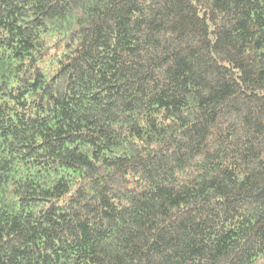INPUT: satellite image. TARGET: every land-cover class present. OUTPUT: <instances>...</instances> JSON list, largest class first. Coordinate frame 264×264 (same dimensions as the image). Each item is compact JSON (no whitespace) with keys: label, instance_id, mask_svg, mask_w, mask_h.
Instances as JSON below:
<instances>
[{"label":"trees","instance_id":"trees-1","mask_svg":"<svg viewBox=\"0 0 264 264\" xmlns=\"http://www.w3.org/2000/svg\"><path fill=\"white\" fill-rule=\"evenodd\" d=\"M0 264H264V0H0Z\"/></svg>","mask_w":264,"mask_h":264}]
</instances>
